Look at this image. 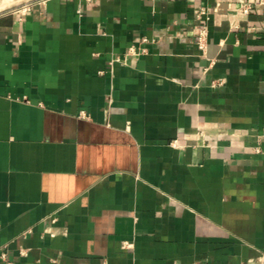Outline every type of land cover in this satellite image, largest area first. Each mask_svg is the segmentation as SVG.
I'll use <instances>...</instances> for the list:
<instances>
[{"label":"crops","instance_id":"obj_1","mask_svg":"<svg viewBox=\"0 0 264 264\" xmlns=\"http://www.w3.org/2000/svg\"><path fill=\"white\" fill-rule=\"evenodd\" d=\"M263 251L264 0H0V264Z\"/></svg>","mask_w":264,"mask_h":264},{"label":"built area","instance_id":"obj_2","mask_svg":"<svg viewBox=\"0 0 264 264\" xmlns=\"http://www.w3.org/2000/svg\"><path fill=\"white\" fill-rule=\"evenodd\" d=\"M250 4H245L244 6H242V11L243 12H248L250 9ZM207 28L204 26L199 30L198 36H197V43L199 45V47L201 49H204L205 45H206V39H207ZM143 41H147L146 38H142ZM3 256L5 257V255L3 254ZM262 259L264 261V251L262 252Z\"/></svg>","mask_w":264,"mask_h":264}]
</instances>
